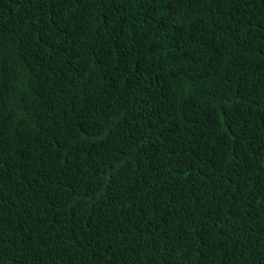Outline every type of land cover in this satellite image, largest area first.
Listing matches in <instances>:
<instances>
[{"label": "trees", "instance_id": "1", "mask_svg": "<svg viewBox=\"0 0 264 264\" xmlns=\"http://www.w3.org/2000/svg\"><path fill=\"white\" fill-rule=\"evenodd\" d=\"M0 240H264V0H0ZM0 264H264V241H0Z\"/></svg>", "mask_w": 264, "mask_h": 264}]
</instances>
